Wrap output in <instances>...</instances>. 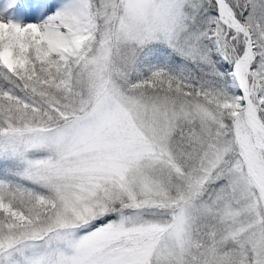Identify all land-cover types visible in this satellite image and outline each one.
Masks as SVG:
<instances>
[{
  "label": "rangeland",
  "instance_id": "rangeland-1",
  "mask_svg": "<svg viewBox=\"0 0 264 264\" xmlns=\"http://www.w3.org/2000/svg\"><path fill=\"white\" fill-rule=\"evenodd\" d=\"M92 2L84 0L82 42L55 50L33 22L14 25L17 10L0 15L3 75L26 64L11 42L14 34L43 42L54 64L52 77L28 69L16 85L0 75L5 99L37 112L46 97L50 109L72 115L59 127L23 135L15 124L0 129L3 171L45 188L53 201L49 216L24 234L0 229V249L17 236L68 222L99 219L103 225L80 239L62 229L39 243L16 245L0 255V264H58L61 254L60 264H264V133L239 113L243 97L232 86L234 72L214 39V24L209 32L221 11L209 10L208 25L187 34L202 0H98L94 13ZM243 21L252 43L244 28L229 24L239 39L244 35L243 50L253 45L240 77L264 108V68L253 65L254 44L264 50V18L253 7ZM31 53L41 57L37 48ZM189 60L199 65V81L183 84L179 98L149 87L162 83L141 87L152 68L184 67ZM227 125H235L238 136ZM128 238L136 242L118 245ZM97 239H112L114 246L104 248Z\"/></svg>",
  "mask_w": 264,
  "mask_h": 264
},
{
  "label": "trees",
  "instance_id": "trees-1",
  "mask_svg": "<svg viewBox=\"0 0 264 264\" xmlns=\"http://www.w3.org/2000/svg\"><path fill=\"white\" fill-rule=\"evenodd\" d=\"M97 1L98 0H93L92 2L93 13L96 10V8L94 9L95 6L94 3H96ZM226 1L233 15L239 19L245 20L246 15L253 7H255L258 13H260V16L264 18V0H226ZM202 2L205 4L202 7V11L199 12L197 15L191 16L188 20V25L190 27L188 30H186L187 34H189V32L200 29V27H204L205 25H208L206 14H208L209 10L213 9V11H215V9H217L215 0H210L209 3H207L206 0H202ZM217 17L218 18L216 19V21H214L213 19L209 23L210 25L209 32H211L212 26L214 24V29H215L214 31H216V34L218 33V36L215 37L214 39L218 40L224 58L229 62V64H232L233 61L243 51L244 35L241 32H239V36H241V39H239L236 36L238 33L231 26H229L228 19L222 15ZM8 33H12V32L8 30ZM14 35L17 36H15L11 40V42L15 45L14 47H19L22 49L20 55L22 56L26 64L25 66L22 67L23 70L21 71L19 70V73L8 72L5 69L4 75L2 72L3 69H1L0 67V75L8 79L9 82L13 83L14 85L19 83L18 77L20 78L21 75L25 76L27 74V72L25 71L28 69L35 71L38 74V76L39 74H43L44 72H46L48 73L46 75L47 77H52L54 71L53 68L54 66L52 65L54 64L49 62L52 61V59L47 55V53L49 52L47 51L45 44L43 42L37 43L36 41L27 42L28 37L23 33L21 35L18 34H14ZM206 39L207 38L205 37L202 38L200 43L205 44ZM155 45H156L155 43L148 44L146 47H150V46L155 47ZM260 46L261 43L259 42H256L254 44V47L255 49H257V51L255 53L253 65L257 70H259L260 68H264V50H262ZM34 48H37L38 51L40 52L41 59L38 58L37 56H34L35 54L32 55L31 52ZM212 55L215 57L217 61L218 58L216 53L212 52ZM36 59H38L40 62H37ZM165 67L163 66L154 67L149 72H146L142 77L143 79H141L140 81L141 87L147 89L149 83H156L157 85L162 83L164 86H149V87L154 91L155 88L158 87L162 89L160 91L158 90V92H165L167 93V95L173 97L175 96L176 98H179V96H182V94L186 92L184 90V86L186 85L185 83L188 82L195 83L196 81H199L197 77L199 75L200 68L199 65L196 62H193L192 60H189L184 67L180 66L179 63L177 62L168 64ZM38 69L41 71L40 73ZM262 74L264 75V70L262 71ZM193 77L195 81H190L189 79ZM259 81L261 84H264V77ZM42 85L46 87L47 84L44 83ZM187 94L189 96H194L191 93H187ZM250 95L252 94L250 93ZM251 99L256 114L264 122V108L259 106V102L255 98L254 94L253 96H251ZM41 101L44 104L38 102L37 106L39 107V110L37 112H34V108H32L30 104H25V102L23 103L19 99L17 100L15 99L14 102H10L7 99H5L3 94L0 92L1 132L4 130H8L10 127H12V124H15V126L13 127L19 131L24 132L22 133L23 135L27 133L25 131L32 129L38 128L41 131L42 129L59 127L63 124L68 123L69 120L72 118V115L63 117L54 110L50 109L48 107V104H45L48 101L46 100V97L41 99ZM10 103H13L14 105L13 108L10 107L9 105ZM17 107L20 108L18 109ZM91 108L92 106L89 107L86 110V112L89 111V109ZM16 109L19 112L17 114H14L13 112ZM239 113L244 114L243 112H239ZM94 114H91V116H94ZM81 122L85 123L86 119ZM227 127H230V129L233 130L234 135L238 136V132L235 125H230V126L227 125ZM2 166L3 164L0 161V229L6 227L10 229L11 232L24 234L25 233V232L23 233L24 229L36 223L43 222L45 218L49 216L51 212V203L53 201L50 194L45 190V188L36 185L35 183L29 181L28 179L18 174L3 171L4 169L2 168ZM100 221L103 220L98 219L97 221H95L94 224H90L89 223L90 220L87 219L77 222H71V223L68 222L62 226L47 228L41 234L17 236L16 239L12 240L11 242L8 243V245L3 246L0 249V255L1 256H4L6 254L9 255L11 253V249L14 248L16 245L20 246V244L25 245L27 243H35V244L39 243L43 241L45 238H47L49 235H55L62 229H69L70 231H72L73 235H75L73 239L84 238L85 233L95 230L99 226L103 225ZM165 227L167 226L165 225ZM70 240H67V243ZM85 240L94 241L93 239H86V238ZM132 240L135 241L136 239L133 238H128L124 240L119 239L118 245L122 244L125 246L128 244L129 241ZM96 242H101V244L105 245L104 248L114 246V241H112V239H108V240L97 239ZM56 251L62 252L63 255L66 257L63 248H60V250L56 249ZM10 258H12V256H10ZM10 258L8 259V261L10 260ZM61 258H62V254L57 258L56 263L60 264L59 262Z\"/></svg>",
  "mask_w": 264,
  "mask_h": 264
},
{
  "label": "bare ground",
  "instance_id": "bare-ground-1",
  "mask_svg": "<svg viewBox=\"0 0 264 264\" xmlns=\"http://www.w3.org/2000/svg\"><path fill=\"white\" fill-rule=\"evenodd\" d=\"M11 1L0 0V8L9 5L6 10L12 9ZM22 4L21 8L15 9L17 10L15 16L19 15L23 22L27 19V21L37 25V30L48 40L52 49L55 50L58 47L70 46L75 43L78 45L84 39L83 35L79 33V28L86 25L88 21L84 15V0H27L23 1ZM46 12L53 14L47 20H41L40 15ZM4 14V11L0 10V15ZM243 66L242 61H237L235 64L238 72ZM232 86L236 91L238 86L239 91H241V86L244 87L243 82L241 84L236 82L234 73Z\"/></svg>",
  "mask_w": 264,
  "mask_h": 264
},
{
  "label": "water",
  "instance_id": "water-1",
  "mask_svg": "<svg viewBox=\"0 0 264 264\" xmlns=\"http://www.w3.org/2000/svg\"><path fill=\"white\" fill-rule=\"evenodd\" d=\"M215 1L220 3L218 4L221 5V10L224 13V15L228 18L230 24L245 29L247 39L250 43H252V36L249 27L242 20H239L238 18L233 16L232 12L228 8L226 0H215ZM251 51H252V44H250L248 48L244 50L243 53L238 58H236L233 63L234 75L239 84H241V79L238 70L235 68V64L239 60H246L250 56ZM240 90L243 96V100H242L243 106L241 108V111L246 114L252 125H255L259 130H261V132L264 133V122L254 112L249 93L242 86Z\"/></svg>",
  "mask_w": 264,
  "mask_h": 264
}]
</instances>
